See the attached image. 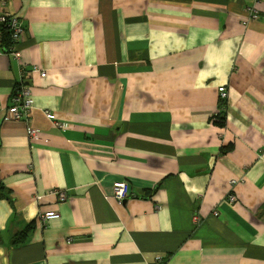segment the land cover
<instances>
[{
    "label": "crops",
    "instance_id": "obj_1",
    "mask_svg": "<svg viewBox=\"0 0 264 264\" xmlns=\"http://www.w3.org/2000/svg\"><path fill=\"white\" fill-rule=\"evenodd\" d=\"M248 8L259 18L244 24ZM0 13L25 31L20 57L0 59L13 193L0 264H264V0H0ZM21 83L34 107L14 120Z\"/></svg>",
    "mask_w": 264,
    "mask_h": 264
},
{
    "label": "built area",
    "instance_id": "obj_2",
    "mask_svg": "<svg viewBox=\"0 0 264 264\" xmlns=\"http://www.w3.org/2000/svg\"><path fill=\"white\" fill-rule=\"evenodd\" d=\"M255 10V9H254ZM258 13L252 11L250 8L246 11V17L243 20L244 24H247L250 20H257L258 19ZM8 29L10 34H12L11 38L13 41V45L9 51H5L3 48H1V41H2V32L5 31V29ZM24 28L21 25L20 21L16 17L8 16L4 13H0V59H2L7 54L11 53L15 57L19 58L20 54L16 51V43L19 42L24 35ZM42 76L45 77L46 73L45 71H42ZM221 98L226 97L225 88H221L220 90ZM11 107L9 108L10 117L14 120H20L24 118V115H28L29 111L34 107V100L31 95L30 89L24 84L21 83V91L17 93L11 100ZM45 116L47 119L51 121H55L56 117L49 111H45ZM26 118V117H25ZM57 125H59L57 123ZM39 135V130L32 128L29 126L28 128V136L30 139L35 140ZM235 183V181H234ZM234 183H231L234 185ZM129 185L126 182H116L114 185V198L122 203L124 202L129 196ZM52 193L54 195H57L58 200L65 201L67 198V193L63 190H53ZM227 201L235 205L237 202V197L235 194L231 193L227 197ZM61 215L57 211H50L45 213L42 216V221L44 223H50L51 221L60 219ZM194 220L196 222L200 221V218L198 216L194 217Z\"/></svg>",
    "mask_w": 264,
    "mask_h": 264
},
{
    "label": "trees",
    "instance_id": "obj_3",
    "mask_svg": "<svg viewBox=\"0 0 264 264\" xmlns=\"http://www.w3.org/2000/svg\"><path fill=\"white\" fill-rule=\"evenodd\" d=\"M258 18H259V14ZM5 31L2 32V41H1V48H3L6 52L9 51L13 45V41H12V34H10L9 30L4 28ZM221 107L219 108L220 110V117L224 116L225 114V109H226V101L221 102ZM226 116V114H225ZM230 148H225L223 150V152L228 153L230 152ZM115 185V183H114ZM129 187V186H128ZM129 191H130V187H129ZM113 195H114V186H113ZM69 199V196L67 195V198L65 201H60L58 200L60 203H64ZM115 199V198H114ZM0 200H6L9 203H13V193L12 191H10L9 189H7L5 187V185L3 184V182L0 179ZM45 213L41 214V218ZM40 217H39V223H40ZM43 222V221H42ZM45 225H48L47 223H44ZM36 229V223L35 222H31L29 223L27 226L24 227V229L19 232V234H17L16 236L13 237V240L11 242V244L13 246H21L24 245L25 243H27L28 239L30 238L31 234L34 232V230ZM3 245V238L0 234V246Z\"/></svg>",
    "mask_w": 264,
    "mask_h": 264
}]
</instances>
